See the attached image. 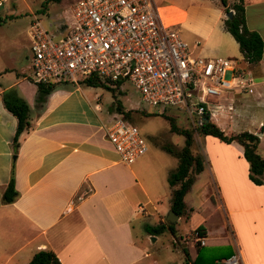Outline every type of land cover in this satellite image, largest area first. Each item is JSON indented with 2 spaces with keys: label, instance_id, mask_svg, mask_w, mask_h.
<instances>
[{
  "label": "crops",
  "instance_id": "crops-1",
  "mask_svg": "<svg viewBox=\"0 0 264 264\" xmlns=\"http://www.w3.org/2000/svg\"><path fill=\"white\" fill-rule=\"evenodd\" d=\"M243 1L246 24L261 35L263 53L255 66L242 60L241 68L250 73L254 85L250 95H243L247 109L240 118L258 120L260 126L264 122V0ZM157 6L159 10L177 9L160 11L164 16L183 13L177 25L188 20V7L164 2ZM222 16L221 9L205 38L216 24L222 26ZM11 88L29 105L30 127L19 137L16 153L12 145L16 118L2 102L3 91ZM35 92L36 84L25 77L0 89V264H26L41 249L53 251L61 264H161L143 243V234L135 232L134 223L138 214L146 219L152 213L158 218L156 225L168 223L167 210L160 209L167 202L171 211L165 178L173 168L168 169L164 158L152 151L132 164L120 163L104 136L107 124L89 102L83 100L82 105L70 107L71 93L55 90L35 107ZM234 110L232 115L239 118L238 109ZM257 136L260 143L264 128ZM226 145L234 151L230 154L233 161L243 167L242 187L232 184L226 191L222 186L223 201L213 210L203 204H188L190 188L184 197L185 213L175 221L194 218L192 231L200 226L203 238L224 247L212 258V264L235 249L240 251L244 264H264V183L255 184L249 179L242 146L234 141ZM12 166L19 194L13 202L5 203L2 195ZM198 195L206 197L205 187ZM216 208L222 209L224 223L220 218L218 222L212 219L218 212ZM199 214L205 215L197 219ZM174 230L175 236L169 231L172 242L178 232L175 226ZM144 231L147 237L153 236ZM171 247V259L167 260L170 264L196 263L198 247L191 248L189 242L182 243L180 250ZM174 251H181L183 258L173 260Z\"/></svg>",
  "mask_w": 264,
  "mask_h": 264
},
{
  "label": "built area",
  "instance_id": "built-area-1",
  "mask_svg": "<svg viewBox=\"0 0 264 264\" xmlns=\"http://www.w3.org/2000/svg\"><path fill=\"white\" fill-rule=\"evenodd\" d=\"M70 14L71 23H61L57 35L33 15L28 35L35 84H76L91 74L110 82L129 81L158 112L161 106L182 109L191 128L207 115L211 118L213 98L250 93L254 85L250 73L237 68L234 59L194 55L174 29L176 21L167 23L154 0H77ZM103 131L120 163L132 164L148 151L139 127L130 121L115 118ZM196 234L203 245L204 238ZM217 264L244 262L235 249Z\"/></svg>",
  "mask_w": 264,
  "mask_h": 264
},
{
  "label": "rangeland",
  "instance_id": "rangeland-1",
  "mask_svg": "<svg viewBox=\"0 0 264 264\" xmlns=\"http://www.w3.org/2000/svg\"><path fill=\"white\" fill-rule=\"evenodd\" d=\"M76 1L77 0H60L59 2L50 0H0V18L2 19L0 22V89L16 79L25 77L31 80L32 52L28 29L33 15H36L41 20L42 25L48 32L57 35L60 31L59 26L61 23L66 20H68L66 24L71 23L70 8ZM233 1L235 0H231V2L227 0L229 4ZM154 2L156 5L164 2L175 3L185 8L188 7V20L181 25L175 26L174 29L177 30L180 37L188 43L190 48H192L194 43L197 44L196 47L194 46V49L192 48L194 55L202 57H230L235 60L237 68L243 69L241 68L243 63L238 44L231 35L222 28L223 25L221 26L220 23L216 24L213 31L205 38L209 26L221 9L223 10L221 20L223 21L227 18V12L224 7H222L219 0H154ZM164 10L170 12V10L174 11L177 9L168 7L161 9V12ZM162 17L166 22H172L182 19L184 14L178 11V13L175 12L173 15H162ZM226 77H229V72ZM55 90H63L71 93V97L68 99L70 107L79 106V104L82 105L80 102L83 100L89 102L94 108V113H96L99 119L106 123L107 126L115 118L119 117V114L112 110L115 101H119L125 110H131L132 118L130 121L139 127L141 134L147 141L148 151H152L154 154L164 158L168 164V169L175 168L177 159L160 148V146L166 144L177 150L184 143L183 135L174 133L170 130L168 120L164 115L174 117L176 124L180 128H191L186 113L178 106H161L159 108V114L152 115L153 112H157V108L144 101L139 91L129 81H123L119 84L120 93H117L115 97L112 92L106 88L81 84L79 81L75 84L70 80H64L62 83L58 84L53 91ZM246 94L250 95L248 93ZM246 94L242 91L224 93L219 97L213 98L214 103L209 105V108L213 109V114L210 119L221 127L226 134L238 133L244 130L257 134L261 128H264L263 126H259L258 120L254 121L248 118H240L247 109L245 97L243 96ZM241 103H243L242 106H239ZM216 104H220L221 107H215ZM231 104L233 108L230 107ZM96 106L98 108H95ZM74 109L75 108H73V110ZM234 109H238L239 118L232 115L235 111ZM192 149L195 154H200L202 156L204 170L197 174V177L195 176L192 183L193 185L190 187L191 191L186 197L187 202L195 206L203 204L204 207L213 210L215 206L223 201L222 186L225 187L226 191L229 190L232 184L242 187L243 177L241 173L243 167H241L237 161H233L232 156H230L234 151L231 150L225 142L220 141L214 136L195 133ZM257 152L261 156H264V137H261L260 143H258ZM216 157H219L218 160ZM168 173L169 172H167L165 178V188L171 198V188L167 181ZM219 182L222 183L220 184ZM203 187L207 190V195L205 198H200L198 194ZM166 205H168L167 202ZM166 205H164L165 207L163 208L165 210L160 209L162 211L167 210V213L165 212V217H167L170 212ZM160 207L161 206H159V208ZM216 209L218 212L214 213L212 219L218 222L220 218L223 220L222 223H224L222 209ZM204 215L205 214H199L197 219ZM137 218L138 219L134 223L135 232L143 234V243L148 246L150 252L157 255L159 263L161 264H170L167 260L171 259V246H173L175 250H180L184 242H189L191 248H197L198 245L201 246L197 240L196 231H192L194 218L192 220L185 221L181 219L178 222H174V226L178 232L176 231V238L173 242L172 236L167 230L160 234L153 235L152 237H147L145 234L144 227L146 225L153 226L158 222V218L154 213L146 219L143 218L141 214H138ZM225 227H227L226 223ZM228 234L227 230V238H229ZM155 238H157V240L153 241ZM204 241L205 246L198 247L197 249V252L200 253L197 255L195 264H212L214 263L212 258L224 250L222 246L217 247L212 245L211 238H204ZM178 252L174 251L172 255L173 260L183 258V253L181 251Z\"/></svg>",
  "mask_w": 264,
  "mask_h": 264
},
{
  "label": "trees",
  "instance_id": "trees-1",
  "mask_svg": "<svg viewBox=\"0 0 264 264\" xmlns=\"http://www.w3.org/2000/svg\"><path fill=\"white\" fill-rule=\"evenodd\" d=\"M50 1L59 2L60 0ZM219 2L226 12L229 10L233 11L230 18H225L222 21L224 30L228 32L238 44L242 60L255 66L262 57L263 39L257 31L247 26L244 1L235 0L230 4L227 0H219ZM1 21L2 19L0 18V22ZM79 83L106 88L112 92L114 97L117 93H120L119 82H110L94 74L79 79ZM56 86L55 84L36 83L35 107L42 105ZM2 102L5 109L16 118V128L12 140L14 153H16L19 145V137L30 127L29 106L27 102L17 94L16 90L12 88L3 91ZM112 110L119 114V118H123L127 121H130L132 118L131 110H125L117 100L112 106ZM158 114V111L152 113V115ZM164 117L168 120L170 130L184 137L183 145L177 150L166 144L160 146V148L177 159L175 168L168 173L167 181L171 188L170 209L178 216L185 213L186 206L184 197L189 191L195 176L204 168L202 156L200 154H195L192 149L195 133L199 135H211L225 143L234 141L240 144L243 148L242 156L249 165V179L255 184L264 183V156H261L257 152L259 143L257 134L246 130L238 133L226 134L224 130L210 119L209 115L206 116L202 124L197 125L196 128L189 129L180 128L176 124L175 118L172 116L164 115ZM259 132H263V128H261ZM18 194L15 188L14 167L12 166L10 178L3 192L2 200L5 203L13 202ZM145 229L148 233L153 235L160 234L168 229L175 236L174 224L161 223L154 226L147 225ZM195 231L202 236L203 233L200 226H198ZM26 264L61 263L53 251L41 249L36 251Z\"/></svg>",
  "mask_w": 264,
  "mask_h": 264
},
{
  "label": "water",
  "instance_id": "water-1",
  "mask_svg": "<svg viewBox=\"0 0 264 264\" xmlns=\"http://www.w3.org/2000/svg\"><path fill=\"white\" fill-rule=\"evenodd\" d=\"M233 12L231 10L227 11L226 16L227 18H230L232 16ZM259 134V133H258ZM178 218V215L175 214L172 210L169 212L168 216L166 217V222L173 223Z\"/></svg>",
  "mask_w": 264,
  "mask_h": 264
},
{
  "label": "bare ground",
  "instance_id": "bare-ground-1",
  "mask_svg": "<svg viewBox=\"0 0 264 264\" xmlns=\"http://www.w3.org/2000/svg\"><path fill=\"white\" fill-rule=\"evenodd\" d=\"M161 11V10H160ZM162 15V14H161ZM163 18V17H162ZM164 19V18H163ZM167 23H169V22H167Z\"/></svg>",
  "mask_w": 264,
  "mask_h": 264
}]
</instances>
